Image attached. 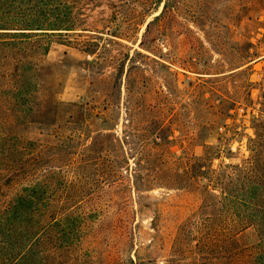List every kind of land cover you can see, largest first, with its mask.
I'll list each match as a JSON object with an SVG mask.
<instances>
[{"label": "rangeland", "instance_id": "1", "mask_svg": "<svg viewBox=\"0 0 264 264\" xmlns=\"http://www.w3.org/2000/svg\"><path fill=\"white\" fill-rule=\"evenodd\" d=\"M49 2L0 3V33H31L0 36V139L25 146L41 250L68 217L82 264H264L217 181L249 156L264 0Z\"/></svg>", "mask_w": 264, "mask_h": 264}, {"label": "trees", "instance_id": "2", "mask_svg": "<svg viewBox=\"0 0 264 264\" xmlns=\"http://www.w3.org/2000/svg\"><path fill=\"white\" fill-rule=\"evenodd\" d=\"M4 1L0 0V3ZM42 1L50 4L49 0ZM12 30L13 33H0V36L16 38L31 34ZM258 105V114L251 120L253 137L248 139V158L241 167L226 165L217 181L230 184L231 190L225 192L226 195L233 198L235 204L246 208L244 224L253 233L261 229L264 246V92ZM6 143L7 140L0 139V264H82L74 257L70 258L76 240L70 235L68 217L55 221L59 231L55 236H46L41 250L37 220L38 187L33 180L34 171L27 172L24 168L21 151L25 146L20 139L13 140L14 149ZM255 260L256 257L251 264Z\"/></svg>", "mask_w": 264, "mask_h": 264}]
</instances>
